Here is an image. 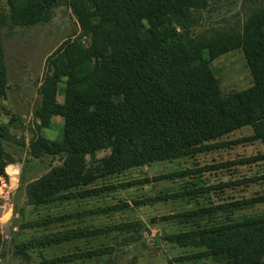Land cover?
Returning a JSON list of instances; mask_svg holds the SVG:
<instances>
[{
  "label": "trees",
  "instance_id": "trees-1",
  "mask_svg": "<svg viewBox=\"0 0 264 264\" xmlns=\"http://www.w3.org/2000/svg\"><path fill=\"white\" fill-rule=\"evenodd\" d=\"M243 4L251 9L245 19L217 27L204 22L210 0H0V112L10 90L4 30L47 24L56 9L65 6L80 31L49 56L40 104L34 110L41 126L52 125L53 116L64 118L60 138L37 134L27 143L13 137L12 120H0V179L7 177L6 168L17 157L7 147L12 141L27 148L20 187L26 204L35 208L100 196L115 189L103 185L105 181L131 168L220 152L241 142L264 146V1L243 0ZM238 48L247 61L251 83L243 90H224L214 61ZM59 91L63 101L58 99ZM245 129L249 135L229 139ZM103 151L107 154L98 157ZM45 157L52 159L47 172L26 181L27 165ZM253 166L259 172L250 181L263 187L258 194L198 205L172 216L187 228L163 239L200 249L178 261L210 258L215 264H264V209H259L264 205V151L202 169ZM8 168L14 175V165ZM192 172L182 170L168 177ZM241 183L229 180L208 188L186 184L180 193L152 200L193 196ZM79 215H49L26 222V227ZM130 225L58 230L16 243L15 249L27 257L30 249L124 231ZM3 245L0 229V258ZM112 252L108 246L89 248L46 258L43 264Z\"/></svg>",
  "mask_w": 264,
  "mask_h": 264
},
{
  "label": "rangeland",
  "instance_id": "rangeland-1",
  "mask_svg": "<svg viewBox=\"0 0 264 264\" xmlns=\"http://www.w3.org/2000/svg\"><path fill=\"white\" fill-rule=\"evenodd\" d=\"M250 11V6L244 5L243 0H210L208 12L204 13V22L226 27L245 19ZM79 32L76 18L65 6H59L53 20L47 24L28 28L7 27L4 30L10 90L8 99L3 104L5 109L0 112V120L13 121V137L27 143L37 134L51 139L60 138L64 118L53 116L52 125L41 126L34 110L40 104V87L49 71V56L66 38L74 33L73 36H77ZM214 67L224 90H243L249 87L251 74L242 49L221 55L214 61ZM63 98V93L59 91V101H63ZM249 134L250 130L245 129L235 132L229 139H241ZM19 145L14 141L7 144L8 149L17 154L16 160L11 163L16 165L14 175L11 168H8L11 165L9 164L6 168V182L0 180V229L4 234V256L0 258V264H43L46 258L101 246L111 247L113 252L61 264H215L210 258L178 261L181 256H189L200 249L180 247L163 239L168 234L187 228L172 216L198 205L254 196L263 189L260 184L250 181L259 172L257 166L229 167L213 171L202 169L264 151L260 142H241L220 152L195 154L131 168L105 181L103 185H114L115 189L107 190L100 196L35 208L26 204L24 189L20 187L22 168L29 154L27 148L22 149ZM105 154L107 151L99 153L98 157ZM51 161V157L32 160L24 170L25 180L29 181L47 172ZM182 170L194 172L184 177H168L171 173ZM139 179L146 181L137 185H124ZM229 180H241L244 183L207 190L193 196L152 200L158 195L180 193L186 184L195 188H208ZM124 204L126 205L121 206ZM259 209L263 210L264 205L259 206ZM77 212L80 213L77 217L39 227H26V222L49 215H70ZM122 223L131 225L126 226L129 229L124 231H112L105 235L63 242L44 249H30L27 257L18 254L15 249L16 243L58 230L97 228Z\"/></svg>",
  "mask_w": 264,
  "mask_h": 264
},
{
  "label": "built area",
  "instance_id": "built-area-1",
  "mask_svg": "<svg viewBox=\"0 0 264 264\" xmlns=\"http://www.w3.org/2000/svg\"><path fill=\"white\" fill-rule=\"evenodd\" d=\"M17 175H18V174H17ZM0 180L3 181V183L6 182V180H5L4 177H2Z\"/></svg>",
  "mask_w": 264,
  "mask_h": 264
},
{
  "label": "crops",
  "instance_id": "crops-1",
  "mask_svg": "<svg viewBox=\"0 0 264 264\" xmlns=\"http://www.w3.org/2000/svg\"><path fill=\"white\" fill-rule=\"evenodd\" d=\"M12 165H16V163L15 164H11L10 166H12Z\"/></svg>",
  "mask_w": 264,
  "mask_h": 264
}]
</instances>
